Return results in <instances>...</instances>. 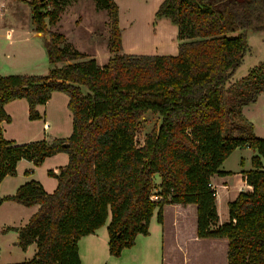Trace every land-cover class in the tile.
Wrapping results in <instances>:
<instances>
[{
    "label": "trees",
    "instance_id": "trees-1",
    "mask_svg": "<svg viewBox=\"0 0 264 264\" xmlns=\"http://www.w3.org/2000/svg\"><path fill=\"white\" fill-rule=\"evenodd\" d=\"M70 1L27 0L34 30L45 35L49 71L0 74V181L15 174L21 158L38 165L57 152L69 155L58 172L48 170L57 179L52 192L31 179L6 197L39 204L18 229L19 246L36 243V252L8 264H81L79 238L109 217V253L119 256L138 234L149 233L155 210L163 221L167 203L196 204L197 236L227 238L228 264H264V138L243 113L264 92V61L231 82L250 51L247 29L264 31V0H162L155 16L177 25L175 55L124 52L117 2L94 0L110 17L104 64L48 27ZM53 91L69 97V137L25 143L4 137L2 123L11 120L5 103L25 98L29 118L37 119V105ZM148 110L161 122L140 145L137 123ZM240 146L256 151L252 168L243 171L252 189L240 191L228 204L229 220L218 223L211 177L229 173L220 166Z\"/></svg>",
    "mask_w": 264,
    "mask_h": 264
},
{
    "label": "crops",
    "instance_id": "crops-1",
    "mask_svg": "<svg viewBox=\"0 0 264 264\" xmlns=\"http://www.w3.org/2000/svg\"><path fill=\"white\" fill-rule=\"evenodd\" d=\"M8 1L0 0V4L5 5ZM23 1L26 4L27 0ZM115 1L119 5V26L122 31L124 52L175 55L174 47L178 48L179 44L177 25L173 22L171 24L169 22L171 20L167 17L155 16V11L162 0H138L131 8L126 4L124 6L119 0ZM94 7L97 9L95 4ZM66 10L67 5L62 14ZM30 15L29 11L27 19H19L13 12L1 11L0 74H46L49 71L50 63L44 45L45 35L34 30ZM104 18V27L100 32H103L101 34H104L105 38L103 43L97 42L92 47L93 53L85 49L84 42L80 39V31L83 30L82 32L90 36L89 38L96 36V28L100 25L99 19L93 21L91 17L85 16L74 30L69 27L72 26L71 18L62 17L49 28L59 30L65 35L67 42L88 57L95 58L99 64H104L111 55L108 48L109 27ZM159 26L168 27L173 32V36L169 38L167 34L163 40H159ZM166 42L174 46L169 48ZM54 98L60 101H54ZM68 99V95L64 92L53 91L46 104L37 105L40 113V118L37 119L29 118V105L25 98L8 101L4 109L11 116V120L2 123L4 137L16 143L42 138L50 140L56 137H69L72 133V113L67 106ZM53 104H58L59 110L54 112L51 108ZM250 104L243 106L245 116V109ZM40 120H42L41 128L37 124ZM236 151H248L249 162L246 163L243 158L239 163L228 162L229 157ZM255 153L256 151L248 146L235 148L220 166L221 170L229 173L212 175L211 185L216 191L218 223L229 220V202L234 200L240 191L252 189V186L246 182L243 171L252 168L251 159ZM68 160L69 155L64 151L47 156L38 165L32 160L21 158L17 162L15 174L6 175L0 181V264L29 260L37 250L36 243H31L26 249L19 246L18 229L29 221L32 214L38 210L39 204L27 206L6 197L14 194L21 184L31 179L39 181L47 192H52L57 186V179L50 176L48 170L53 169L58 172ZM155 176L156 174L154 178ZM160 181L155 180L157 187ZM78 251L81 264H228L227 238L197 236V206L194 203L165 204L162 222L158 221L155 210L150 219L149 233L138 234L134 245L124 248L119 256L109 253L107 227L102 229V226L79 238Z\"/></svg>",
    "mask_w": 264,
    "mask_h": 264
},
{
    "label": "rangeland",
    "instance_id": "rangeland-1",
    "mask_svg": "<svg viewBox=\"0 0 264 264\" xmlns=\"http://www.w3.org/2000/svg\"><path fill=\"white\" fill-rule=\"evenodd\" d=\"M119 1L121 2V4H124V6L126 4L128 5L127 7L131 8L132 5L138 0H119ZM23 2H24L23 0H9L5 5L0 4V14H1V11L8 12V13L13 12L15 13V15H17L19 19H27L29 16L30 5L28 2H25L26 4H24ZM94 4H95V1H91V0H71L70 3L67 4V10L64 12V14H62L63 13L62 11L60 15V18L62 17L71 18L72 26L69 25V27L74 30L76 26H78L81 23L82 19L85 16L91 17L93 21H95L96 19L100 20L99 21L100 25L96 28V31H97L96 36H91L92 38H89L90 36H87L84 32H82L83 30L80 31L81 33L80 39L82 42H84L85 49L89 53H93L92 47L97 42L103 43V39L105 37L103 36L104 34H101L103 32H100V31H102L104 27V24H103L104 16H105L104 21L106 22V25L108 27L110 25L109 24L110 17H109L108 11L106 9L105 10L101 9V11L98 8L94 9L95 8ZM169 22L173 24L172 21H169ZM52 26L53 25H48V27L50 28ZM158 30H159V35H160L159 40L161 39L163 40L164 39L163 37H165V35L167 36V34L169 38L173 36V32L166 26H159ZM246 36H247V41L250 47V51H248L247 54L244 56L243 61L241 65L238 67V69L236 70L234 79H232L231 82L235 79H238L246 75L253 65L257 64L260 61H264V31L247 29ZM166 43L168 44L169 48L174 46V44H169V42H166ZM174 48H175V52L173 54H176L178 52V48L176 46ZM42 71H46V70H42ZM61 98L63 100V97ZM54 101H60V100L54 98ZM55 105H57L58 107H56ZM51 108L54 109V112H55V110H59V105L53 104ZM245 113H246V116L253 122L254 131L256 135L264 138V92H262L258 96L257 100L254 103H251L248 107H246ZM58 114L59 113H56V115ZM42 120L37 121L39 122L37 123L39 124L38 126L39 128H41L42 126ZM160 122H161V115L158 112H155L153 110H148L147 112H145L138 119V123H137L136 140L138 144L141 145L144 142L145 135L148 132H150L155 126H158ZM241 158H243V160L246 163H248L250 160L248 151H244V152L236 151L229 157L228 162L233 163V164L236 162L239 163ZM155 180H160L159 174H156L154 178V182ZM157 189H159V187H157L155 183L153 199L158 198V196L156 195ZM109 220H110V217L107 218L106 223L102 225V229L107 227Z\"/></svg>",
    "mask_w": 264,
    "mask_h": 264
},
{
    "label": "built area",
    "instance_id": "built-area-1",
    "mask_svg": "<svg viewBox=\"0 0 264 264\" xmlns=\"http://www.w3.org/2000/svg\"><path fill=\"white\" fill-rule=\"evenodd\" d=\"M152 198H153V196H152ZM1 199V198H0Z\"/></svg>",
    "mask_w": 264,
    "mask_h": 264
},
{
    "label": "water",
    "instance_id": "water-1",
    "mask_svg": "<svg viewBox=\"0 0 264 264\" xmlns=\"http://www.w3.org/2000/svg\"><path fill=\"white\" fill-rule=\"evenodd\" d=\"M66 145V144H65Z\"/></svg>",
    "mask_w": 264,
    "mask_h": 264
}]
</instances>
